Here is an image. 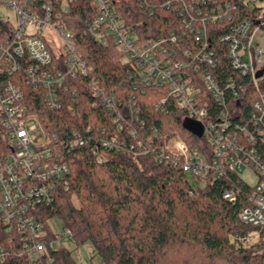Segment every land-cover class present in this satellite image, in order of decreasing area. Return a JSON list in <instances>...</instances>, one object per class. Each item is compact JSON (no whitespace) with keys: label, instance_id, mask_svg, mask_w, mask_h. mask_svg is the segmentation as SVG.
Segmentation results:
<instances>
[{"label":"built area","instance_id":"2783aa9c","mask_svg":"<svg viewBox=\"0 0 264 264\" xmlns=\"http://www.w3.org/2000/svg\"><path fill=\"white\" fill-rule=\"evenodd\" d=\"M71 2L0 0V216L8 231L17 228L24 234L23 250L30 253L32 264H41L50 250L59 248L57 237L47 238V230L36 212V208L53 203L59 190H69L71 186L70 166L60 160L57 147L88 143L86 136L75 132L74 137L65 140L67 143L57 144L58 136L49 135L38 113L30 111L22 85L25 82L41 92L48 108L59 109L69 94V78L93 73L65 19ZM242 2L253 14L219 39L227 42L234 69L250 76L257 92L253 110L243 125L231 120L232 112L245 118L233 79L223 86L215 74L222 58L217 56L210 28L223 22L227 15L231 19L230 11L236 10L231 2L139 0L140 7L151 14L161 6L173 8L182 18L178 30L142 41L135 27L127 25L117 13L113 0H93L95 16L87 22L85 33L105 46L113 42L131 64L130 77L140 85L165 88L167 95L155 103L158 111L167 112L171 98L184 111L183 120L202 127L201 134L194 131L201 143L192 145L181 134H174L159 145L139 139L134 154L151 153L159 165L180 169L190 178L201 179L202 184L208 176L221 178L229 173L243 179L241 171L250 170L257 181L250 184L243 179L251 191L240 216L243 222L264 229V48L254 45L264 26V0ZM45 29L59 42L58 52ZM190 37L198 43L197 51L176 48ZM259 71L262 74L258 76ZM90 86L116 126L115 133L100 138L98 147L93 148L97 161L104 163L108 160L105 149L120 151L124 147L125 123L140 121L143 130L145 122L139 118L140 108L132 98L127 108L122 107L121 99L105 91L96 77L90 78ZM228 89L233 92L232 109L226 96ZM214 104L220 110H213ZM153 135H158L156 128ZM128 136L137 139L138 131L130 129ZM240 193V186L232 184L223 191V198L234 203ZM190 194L194 195L192 190ZM62 236L73 238V233L64 226ZM4 257L0 250V259ZM47 263L53 264V260L48 259Z\"/></svg>","mask_w":264,"mask_h":264},{"label":"trees","instance_id":"16d2710c","mask_svg":"<svg viewBox=\"0 0 264 264\" xmlns=\"http://www.w3.org/2000/svg\"><path fill=\"white\" fill-rule=\"evenodd\" d=\"M113 1L117 13L127 25L135 27L142 41L178 30L182 23L173 8L158 6L151 14L140 7L139 0ZM224 1L231 2L236 10L230 11L231 19L227 15L223 22L210 27L217 56L222 58L215 74L223 86L233 79L245 118L232 112L231 120L243 125L253 110L257 92L250 76L234 69L228 44L219 37L253 12L242 0ZM70 6L67 25L75 33L76 44L93 73L69 78V94L59 109L48 108L41 92L22 83L30 111L38 113L49 135L58 136L57 144L68 141L75 132L88 139L83 146L57 147L60 160L70 166L71 186L69 190H59L53 203L36 208L47 238L56 237L50 220L59 218L78 244H92L95 254L91 259L99 256L104 264H264V251L260 250L263 244L243 246L251 232L264 230L243 222L240 216L249 203V184L234 173L221 178L208 176L202 184L201 179L190 178L180 169L159 165L151 153L134 154L139 139L154 145L174 134H181L192 145L201 140L183 120L184 111L175 100L169 98L167 112L155 108V103L167 95L165 88L140 85L130 77L131 64L113 42L105 46L85 33L87 22L95 16L93 0H72ZM182 47L197 51L198 43L190 37L176 46ZM92 76L105 91L121 99L122 107L127 108L131 98L136 101L139 118L145 122L141 130L140 121L128 120L123 131L124 147L120 151L102 148L108 159L104 163L97 161L93 148L98 147L100 138L115 133L116 126L104 105L93 96ZM226 96L234 108L233 92L228 89ZM213 110H220L219 105L214 104ZM154 128L158 130L156 137ZM130 129L138 131L137 139L128 136ZM191 179L197 184H192ZM232 184L241 188L234 203L223 198V191ZM23 241L24 234L17 228L8 231L0 216V250L5 253L0 264H32L30 253L23 250ZM48 259L53 264H78L65 248L50 250L41 264H48Z\"/></svg>","mask_w":264,"mask_h":264},{"label":"rangeland","instance_id":"374dc122","mask_svg":"<svg viewBox=\"0 0 264 264\" xmlns=\"http://www.w3.org/2000/svg\"><path fill=\"white\" fill-rule=\"evenodd\" d=\"M10 17L13 18V13H10ZM44 32L46 36L49 38V41L52 44V47L55 52H58L59 46L57 40L55 39L53 33H51L48 29H45ZM254 45L257 47L264 48V31L261 30L257 33ZM241 177L245 179L250 184H255L257 181L256 175L250 170H243L240 173ZM192 184H197V181L191 179ZM50 225L53 228V232L57 237L56 245L59 248H65L67 251L72 253V256L76 260L78 264H104L101 261L99 256H95L93 259L91 257L95 254V250L90 242H86L84 244H78L73 238H64L62 236V230L64 228L63 222L59 218H54L50 220ZM261 231H253L250 233L249 237L243 240V246L245 247H253L257 243L263 244L260 247H255L254 249L263 250L264 251V230L263 233ZM231 242L234 241V237L231 238Z\"/></svg>","mask_w":264,"mask_h":264},{"label":"water","instance_id":"95a60500","mask_svg":"<svg viewBox=\"0 0 264 264\" xmlns=\"http://www.w3.org/2000/svg\"><path fill=\"white\" fill-rule=\"evenodd\" d=\"M261 74H262V71H259L257 75L259 76ZM187 124H188V126H189L190 129H192L193 131L201 134L202 127H201L200 124H198V123H191V122H188Z\"/></svg>","mask_w":264,"mask_h":264}]
</instances>
